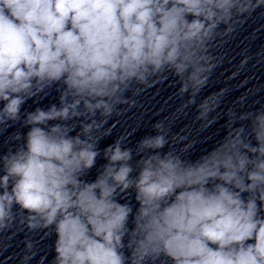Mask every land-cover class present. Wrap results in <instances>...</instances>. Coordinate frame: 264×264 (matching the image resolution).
Masks as SVG:
<instances>
[{
    "label": "clouds",
    "instance_id": "clouds-1",
    "mask_svg": "<svg viewBox=\"0 0 264 264\" xmlns=\"http://www.w3.org/2000/svg\"><path fill=\"white\" fill-rule=\"evenodd\" d=\"M259 9L264 0H0V128L28 129L0 154V232H54L51 264H264V105L231 111L196 159L191 144L170 146L163 121L134 148L127 135L99 148L121 106L169 75L182 109L212 123L220 95L197 101L214 50ZM53 88L58 106L21 112ZM128 194L135 210L120 202ZM25 250L22 264L37 256L31 240Z\"/></svg>",
    "mask_w": 264,
    "mask_h": 264
}]
</instances>
